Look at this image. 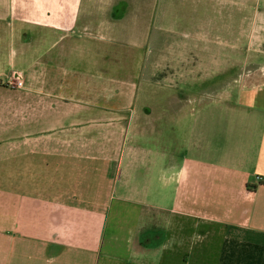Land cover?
Listing matches in <instances>:
<instances>
[{"label":"crops","instance_id":"crops-1","mask_svg":"<svg viewBox=\"0 0 264 264\" xmlns=\"http://www.w3.org/2000/svg\"><path fill=\"white\" fill-rule=\"evenodd\" d=\"M142 12L0 0V264H264V69L244 75L239 54L222 55L213 82L231 70L239 81L198 101L190 90L209 72L186 45L167 59ZM133 14L134 71L112 51ZM152 83L164 101L136 107Z\"/></svg>","mask_w":264,"mask_h":264},{"label":"rangeland","instance_id":"rangeland-1","mask_svg":"<svg viewBox=\"0 0 264 264\" xmlns=\"http://www.w3.org/2000/svg\"><path fill=\"white\" fill-rule=\"evenodd\" d=\"M129 1L134 7L137 6L143 11L144 20L147 17L148 19L150 18L152 41L156 42L158 38L164 41L167 40L166 43L168 45L164 48L167 59L172 58L174 53H185L184 46L186 45L188 52L191 50L190 52L197 57L196 69L203 73L209 72V84L201 86L199 83L195 89L190 90L192 91V94H190L192 98H197L198 101L209 100L212 96L218 95L213 93L211 86L213 84L218 86L223 83L226 86H230L229 93H222L218 96L229 95L239 81V73L244 72V75L254 73L258 75L261 73L260 69H264V0H245V2H242L244 4V12H237V10L234 12L231 10L234 7V2L238 3L243 0H231V6L223 8L221 5L223 3L227 4L223 0H205L206 4L199 5L197 12L193 11L192 0H186V4L182 3L185 0H158V7H156L157 0H154L152 3L148 0ZM212 3L213 5L220 6L210 7ZM121 9V7L118 8V10ZM236 9H238L237 6ZM132 16L134 20L131 21L132 23H128L127 26L129 27H127V30L124 29L126 24L119 28L117 26L115 30L116 34H114L117 44L115 42L112 43V51L117 53L127 52L128 70L132 69L134 71L135 60L142 55V48L137 47V42L138 40L140 41L138 33L141 32L135 24L136 19L134 17H137V14H133ZM125 32L126 36L124 35ZM122 34L123 36H121ZM176 42L180 44V47L177 46ZM237 42L241 44H237ZM151 52L153 55L158 54L156 47L153 48V46H151ZM238 54L244 60L240 61L238 68L239 70L241 68V70L239 73L238 71L231 70L227 75L219 77L213 82L210 77L212 72L210 65L213 63L218 64V67L213 69V72H216L215 69H220L221 64L225 63L220 61L222 55H230L232 58ZM212 55L217 56L216 58L219 59L215 61V57H211ZM251 57L260 58H255L260 60L257 63L256 70H254L255 66L253 65L255 63H251L248 60ZM243 62H245L244 65H242ZM230 63L232 64V62ZM170 67L172 68L171 64ZM208 85L209 90L207 88ZM177 86L179 91L176 93L179 96L184 94L182 93L183 87L181 83ZM144 90L146 92L144 101L142 98H138L136 107H139L142 102L156 104L159 100L164 101V94H159L161 89H158V85L156 86L154 83L149 84V86L144 87ZM168 94L166 95L168 96ZM158 96L160 97L159 99ZM157 111L151 112L150 119L155 120V127L158 128L156 121L159 118V112ZM131 132L140 133L141 127L139 126V130L135 129Z\"/></svg>","mask_w":264,"mask_h":264},{"label":"built area","instance_id":"built-area-1","mask_svg":"<svg viewBox=\"0 0 264 264\" xmlns=\"http://www.w3.org/2000/svg\"><path fill=\"white\" fill-rule=\"evenodd\" d=\"M10 85L14 88H22L24 86V78L21 73H16L11 80Z\"/></svg>","mask_w":264,"mask_h":264}]
</instances>
